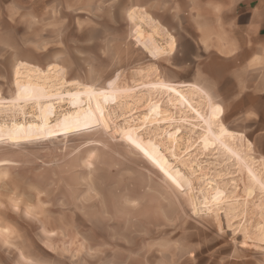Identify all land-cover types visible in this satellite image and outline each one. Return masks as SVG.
<instances>
[{
  "label": "rangeland",
  "instance_id": "rangeland-1",
  "mask_svg": "<svg viewBox=\"0 0 264 264\" xmlns=\"http://www.w3.org/2000/svg\"><path fill=\"white\" fill-rule=\"evenodd\" d=\"M169 2L0 0V264H264V158L250 136L227 132L221 110V141H209L201 103H170L147 40L166 62ZM16 69L38 71L28 77L39 87L18 88ZM76 90L94 93L105 119H61L69 104L59 109L56 94ZM150 105L175 120L183 164L167 128L140 121ZM39 111L55 116L40 123ZM185 139L198 142L187 151Z\"/></svg>",
  "mask_w": 264,
  "mask_h": 264
},
{
  "label": "crops",
  "instance_id": "crops-1",
  "mask_svg": "<svg viewBox=\"0 0 264 264\" xmlns=\"http://www.w3.org/2000/svg\"><path fill=\"white\" fill-rule=\"evenodd\" d=\"M167 7L159 20L175 48L160 58L163 81L203 89L227 132L250 136L264 158V0H170Z\"/></svg>",
  "mask_w": 264,
  "mask_h": 264
},
{
  "label": "bare ground",
  "instance_id": "bare-ground-1",
  "mask_svg": "<svg viewBox=\"0 0 264 264\" xmlns=\"http://www.w3.org/2000/svg\"><path fill=\"white\" fill-rule=\"evenodd\" d=\"M141 15V14H140ZM140 19L142 17H139ZM129 19V18H128ZM132 19V18H131ZM143 19V18H142ZM146 19H148L146 17ZM133 20V19H132ZM146 21V20H145ZM143 22V21H142ZM149 22H151V24L155 25L153 23V21L150 19ZM133 23V22H132ZM138 23V21H137ZM144 23V22H143ZM146 23V22H145ZM142 24V23H140ZM135 28L143 33L141 30H140V26L138 25H134ZM152 26V25H151ZM148 27V26H147ZM157 27V26H156ZM156 27H151V29H153L154 32H156L157 28ZM162 29V28H161ZM144 31V30H143ZM158 31V30H157ZM162 33V32H161ZM144 34V33H143ZM152 35V33H151ZM155 35V34H154ZM145 36V35H144ZM158 37V36H157ZM168 45L170 47V53L174 47V39L172 36L168 35ZM146 38V36H145ZM156 38V37H155ZM158 39V38H157ZM147 40L149 43L152 44V46L154 47V49L156 51H158L160 54H164L163 52V47H160L159 44L157 45L153 39L152 36H148L147 35ZM165 45V43L163 44ZM166 48V47H165ZM164 48V49H165ZM167 49V48H166ZM168 51V50H167ZM165 51V52H167ZM165 56V55H164ZM29 72L28 76H34V75H30V74H34V72H38V71H30V70H27ZM14 76H15V84L18 88H23L24 86V80L29 82L31 85L33 86H36V87H39L36 83H31V80H30V77H23L21 75V72L18 71L17 69L15 70L14 72ZM161 85V84H160ZM167 86H171L173 87V92L175 93V96L173 97V99H170V103H172L173 106L177 107V109H179L180 111L181 110H184L186 108H188V106H184L185 102H186V98L190 99L191 101L195 102L196 104H202V106H204L206 108V118L204 120V125L201 126V129L202 130H199L197 129L199 132H200V138L202 137H205V139L209 140V141H221V139L218 137V132L221 130L219 128V112H218V109L216 107V104L213 103L212 99L210 98V96L203 90L201 89L200 87L196 86V85H182V86H175L173 84H166ZM51 89V86L50 87H46V94H48L49 96H55L52 93V91L50 90ZM67 90V89H66ZM21 91V90H20ZM114 91V90H113ZM153 91V90H152ZM155 92V91H154ZM61 94V100L59 99H56V101H58V106L60 103H63V102H68L69 104V107L66 108V109H61V111H65V110H70V111H67L65 112L64 114H61V119L62 118H66V117H70V116H80L81 114H88V112H95L97 113V115L102 118V119H105V107L103 105L100 104V100L99 98H96L93 94L94 93H91L89 91H85V92H79L78 90L74 91V92H69V91H66L65 94H63L62 92L61 93H58L56 95H60ZM97 94L99 95V92H97ZM77 96V97H76ZM101 96V95H100ZM28 97V95H27ZM40 98V97H39ZM43 98V96H42ZM189 101V100H188ZM153 102V101H152ZM155 102V101H154ZM36 104L40 107V102L39 100L36 102ZM155 104V103H154ZM188 104V103H187ZM157 105V104H156ZM37 106V107H38ZM61 106V105H60ZM59 106V109L61 108ZM19 107V105L17 106ZM181 108V109H180ZM20 109V108H19ZM31 110V109H30ZM60 111V110H59ZM60 111V112H61ZM144 111V109H141L139 112H142ZM147 113H145L144 115L141 116L140 118V121H142L143 123H147L149 124V126H155V127H159V126H165L167 128L166 132H165V142L166 144L169 146H167L168 148V151H169V154L171 156V159L173 158L177 164H183V161L182 160H179V156L181 154H176L177 151H178V148L181 144V137H180V129L177 127V126H173L175 120L171 117H169V115H166V111L164 110H158L157 107L155 105H150L149 108H147ZM58 113V112H57ZM105 114V115H104ZM169 114V113H168ZM31 115V114H30ZM54 115H49V116H46V115H42V113L39 111V115L36 116V119H38L40 121V123L44 122V121H47V120H51L52 117H54ZM57 117V116H56ZM202 119V118H201ZM180 121V120H179ZM182 122V121H181ZM185 122V121H184ZM197 123V122H196ZM182 124V123H181ZM14 125H16L17 127H20V128H23V129H29V128H32L34 126H36L37 124L32 122V123H27L26 125L24 124H21V123H14ZM199 125V124H198ZM185 126V125H184ZM4 127V126H3ZM139 127V126H138ZM137 127V128H138ZM180 127V126H179ZM182 128V127H181ZM199 128V126H198ZM183 129V128H182ZM186 129V128H185ZM196 129V128H195ZM138 130V129H137ZM190 130V129H189ZM134 132H136L135 130H132ZM198 132V133H199ZM133 133V132H131ZM191 133V132H190ZM196 133V132H195ZM136 134V133H134ZM192 135V134H191ZM197 135V134H196ZM222 136V135H221ZM228 139V138H227ZM186 140V139H185ZM202 140V139H201ZM200 140V141H201ZM226 140V139H225ZM189 139L186 140V142L189 143ZM193 141V140H192ZM203 141V140H202ZM195 142H198V141H194L193 143H189V146L188 147H185V150H189L190 148L194 147L196 144ZM202 143V142H200ZM204 143V141H203ZM142 144V143H141ZM205 144V143H204ZM198 145V144H197ZM203 145V144H202ZM225 145V144H224ZM199 146V145H198ZM228 146V145H227ZM144 147V146H143ZM221 148V147H220ZM198 149V148H197ZM195 149V151L197 150ZM147 150V149H146ZM214 150V149H213ZM227 150V149H226ZM149 151V150H147ZM186 151V152H187ZM190 151V150H189ZM193 151V150H192ZM205 152V151H204ZM234 152V151H233ZM238 153V152H237ZM151 154V153H150ZM185 154V153H184ZM183 154V155H184ZM188 154V153H187ZM157 155V158H159L161 164L167 169V171L173 173L172 171V168L166 164V162L160 158L158 155L159 154H156ZM187 157V156H186ZM204 157V156H203ZM155 158V157H154ZM183 159V158H182ZM199 159H204V158H199ZM158 161V160H157ZM200 161V160H199ZM159 162V163H160ZM193 164V163H192ZM198 166V165H197ZM192 167V166H191ZM189 168L192 170V168ZM253 170V169H252ZM193 171V174L195 173L194 170ZM199 171V174L196 175V178L197 179H200V177H204V174L202 172V169H198ZM253 173V172H252ZM254 174V173H253ZM256 175V174H255ZM172 176V175H171ZM172 177H174L176 180V183L180 186H183V180L178 176V175H173ZM256 181V180H255ZM212 182H209L208 185H211ZM213 190H211L212 192ZM213 193V192H212ZM211 193V194H212ZM192 195V194H191ZM190 195V196H191ZM216 195V194H215ZM192 198V196H191ZM194 199V198H193ZM225 200V199H224ZM218 201V200H217ZM220 202V201H218ZM195 203V202H194ZM217 203V202H216ZM193 205V204H192ZM196 208V207H195Z\"/></svg>",
  "mask_w": 264,
  "mask_h": 264
}]
</instances>
